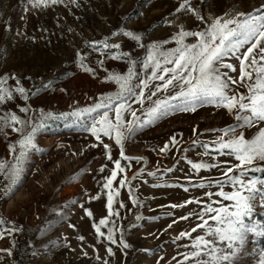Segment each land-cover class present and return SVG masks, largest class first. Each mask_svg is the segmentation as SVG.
Returning <instances> with one entry per match:
<instances>
[{
  "label": "rangeland",
  "instance_id": "rangeland-1",
  "mask_svg": "<svg viewBox=\"0 0 264 264\" xmlns=\"http://www.w3.org/2000/svg\"><path fill=\"white\" fill-rule=\"evenodd\" d=\"M180 3L181 0H61L34 7L29 0H0V79L6 78L2 87L13 93L12 99L0 103V116L16 113L28 122L27 130L39 125L35 143L40 149L29 153L15 185L9 187L8 169L0 170V218L7 222L0 230L17 229L0 237V249H10V254L0 251V264H197V260L204 264L209 260L206 253L210 248L223 253L231 251L229 241H222L214 232L197 225L212 229L225 226L213 219L221 215L218 212H204L201 218L202 209L209 204L235 210L234 201L217 195L221 190L233 191L232 185L224 184L221 189L213 183L226 179L225 168L239 164L214 147L217 137L229 138L221 129L242 123L237 120L235 109L229 112L222 106L204 104L195 111L169 112L143 127L133 125L134 130L125 127L123 151L127 160L120 156L121 148L114 135L100 133L98 140L80 126L91 125L87 114L79 124L72 117H59L60 113L88 107L102 96L119 91L114 80L106 79L110 74L125 75L133 67L136 77L132 83L139 84L140 79L151 74L150 68L143 67V60L153 42L167 40V44L161 45L163 49L176 47L172 37L181 28L204 30L217 16L229 19L237 12L264 10V0H189L202 17L198 19L186 9L177 12ZM121 30L142 38L137 43ZM195 40L185 38L186 43ZM93 41H106L119 48L97 45L100 51H96ZM116 52L128 53L136 64L130 65L128 58H115ZM225 62L232 63L235 71H221L238 79V61L226 57ZM17 80L29 94L27 100L16 91ZM157 83L162 81L149 83L143 104L128 101L137 117H143L155 100L178 90L174 81L167 90L151 95ZM235 90L237 94H247L246 87L237 85ZM22 108L28 111H21ZM47 113L54 115L49 117ZM109 115L114 120L115 112ZM123 117L125 122L133 120L127 110ZM261 128L264 121L251 127H236V134L251 139ZM20 136L11 127L0 131V162L13 163L9 145L16 144ZM203 143L210 146L207 152L201 147ZM104 144L109 148L105 149ZM165 144L168 147L161 152ZM116 159L121 160L124 172L117 171L111 189L104 188ZM188 160L204 161L215 167L197 171ZM256 167L264 168V161L242 166L249 169L243 179H264V172L252 171ZM240 170L233 168L228 175H236ZM121 179L126 181L123 186ZM201 183L205 187H199ZM180 185L186 186L187 191ZM256 187L262 189L264 185ZM110 190L111 215L107 208ZM208 192L212 193L210 197ZM261 194L258 191L251 201V212L243 217L248 225H264ZM174 204L180 206L172 207ZM101 218H107L106 224L100 225L103 236L93 226ZM109 228L113 229L115 244L107 240ZM181 232L188 235L181 236ZM80 236L84 239L80 240ZM197 236L208 244L192 257L190 253L197 251ZM121 240L128 246L124 247ZM235 247L237 251L228 264H264V235L245 231L243 242H235Z\"/></svg>",
  "mask_w": 264,
  "mask_h": 264
},
{
  "label": "snow or ice",
  "instance_id": "snow-or-ice-1",
  "mask_svg": "<svg viewBox=\"0 0 264 264\" xmlns=\"http://www.w3.org/2000/svg\"><path fill=\"white\" fill-rule=\"evenodd\" d=\"M57 2H61V0H29V3L34 7L47 6L49 3L55 4ZM72 2L75 3V0H72ZM261 8L264 9V6H261ZM182 9L193 12L198 19H202L199 13L192 8L189 0H181L176 11L180 12ZM121 31L125 36L137 41V43L142 38L139 34ZM186 37H194L196 40L194 43H186ZM172 39L176 42V47L163 49L161 45L167 44V40L153 42L148 46L147 54L143 60V67L145 69L150 68L151 74L146 75L145 79H140L139 84L134 85L132 83L133 78L136 77L133 67H129L125 75L110 74L106 79L114 80L119 85V91L102 96L98 102L88 107L76 108L70 113H60L59 117H72L73 122L79 124L81 117L87 114L91 120V125L82 124L80 126L90 131L98 140L100 139V133L109 137L114 135L116 144L120 145L121 148L120 156L127 160L129 158L124 155L123 151L125 127L134 130L133 125L143 127L158 121L169 112L177 110L183 112L195 111L197 107L204 104L222 106L229 112L235 109L237 120L242 123L221 129L220 131L229 136V138L217 137L214 147L219 154L234 157L236 161H239V164H232L223 170V174L226 176L225 180L213 182L221 189H223L224 184L230 183L232 185L233 191L221 190L217 195L234 201L235 210L228 211L223 207L213 208L209 204L202 209L201 218L204 212H218L221 215L214 216L213 219L218 224L225 226L212 229L210 226L197 225V227H206L209 232H214L222 241H229L231 249L229 253H223L215 247L208 249L206 254L209 260L205 261L204 264H228L237 251L235 242H243L245 231L264 235V225H248L243 219L244 216L251 212V201L256 198L258 191L262 193L260 198L264 200V188L257 189L256 187L258 184L264 185V179L253 176L251 179L245 180L243 177L249 169L242 168L245 165H252L253 161H264V128H261L251 139H246L243 134H236V127H243L244 125L251 127L253 123L264 121V10L237 12L235 17L229 19H222L217 16L204 30L186 31L181 28ZM92 45L96 51H100V48L96 47L97 45H102L104 48H119V45L110 46L106 41H93ZM77 55L81 66L84 67L83 57L79 53ZM114 57L128 58L130 65L134 66L136 64V61L131 60L128 53L116 52ZM226 57H233L238 61V79L233 78L226 71H221V68L235 71L232 63L225 62ZM85 70L92 71L91 68L87 67H85ZM165 74L169 75L166 76ZM5 80L6 78L0 79V103H3L5 99H12L13 96L11 91L2 87ZM153 80L162 81V83L154 85L155 91L151 95H155L156 92L162 89L167 90L169 85H173L174 81L178 90L175 91L174 95L155 100L143 117H137L136 112L131 109L128 101L143 104L144 91ZM17 85L16 91L20 93L23 99L27 100L29 94L23 87L19 86L18 80ZM237 85L246 87L247 94H237L235 90ZM43 87L47 88L48 85ZM136 89H138V92ZM125 110L130 112L133 117L132 121L125 122L123 117ZM21 111L26 112L28 109L22 108ZM111 111L115 112L114 120L109 115ZM93 113H96V115L93 116ZM42 115H44L43 112ZM46 115L51 117L54 114L47 113ZM27 123L14 112L0 116V131L11 127L13 131L21 133L16 144L9 145V150L14 154L13 163L7 165L5 162H0V170L8 169L9 187L20 180L24 170V163L29 153L40 150L35 143L39 125H34L30 130H27ZM16 125L20 127H16ZM171 142L175 143V137L172 138ZM167 147L168 145L165 144L161 148V152L165 151ZM201 147L207 152L210 146L208 143H203ZM104 148L108 149L109 145L104 144ZM109 159H111L110 154ZM113 163L115 168L111 170V175L105 178L104 188L111 189L112 182L117 177V171L124 172L120 159H116ZM188 163L197 171L215 167L214 164L204 161L194 163L192 160H188ZM233 168H240L241 170L236 175H228V173L233 172ZM165 171H171V169H165ZM252 171L264 172V168L256 167ZM150 175H155V173H150ZM119 183L123 186L126 181L121 179ZM180 186L187 191L186 186ZM199 187L203 188L205 185L201 183ZM206 195L210 197L212 193L208 192ZM133 202L135 203L136 201L133 200ZM189 202L184 201V203ZM112 203L113 192L110 190L107 195L109 215L113 212ZM121 206L123 205L121 204ZM178 206L180 205H172V207ZM85 211L89 216H92L90 210L85 209ZM181 218L183 219L184 217ZM137 219H140V217L137 216ZM106 222L107 218H101L98 225H93L99 236L105 235L101 232L100 225H105ZM6 223L3 218H0V226ZM16 230L15 227L3 228L0 230V237L5 234H11ZM180 235L187 236L188 233L181 232ZM79 239L83 240L84 237L80 236ZM107 240L113 244L116 243L112 228L108 230ZM121 244L124 247L128 246L123 240H121ZM207 244L208 241L204 240L203 237L197 236L194 242V247L197 248V251L191 252L190 255L192 257L198 256L201 246H206ZM0 251H7L10 254V249H0ZM108 252L111 253L112 249L109 248ZM185 259H188L187 255ZM262 259H264V253H262ZM197 264H201V261L197 260Z\"/></svg>",
  "mask_w": 264,
  "mask_h": 264
},
{
  "label": "trees",
  "instance_id": "trees-1",
  "mask_svg": "<svg viewBox=\"0 0 264 264\" xmlns=\"http://www.w3.org/2000/svg\"><path fill=\"white\" fill-rule=\"evenodd\" d=\"M20 250H21V248H20Z\"/></svg>",
  "mask_w": 264,
  "mask_h": 264
}]
</instances>
